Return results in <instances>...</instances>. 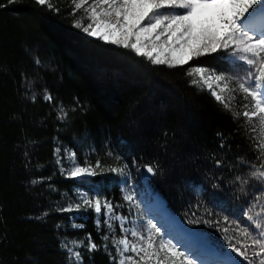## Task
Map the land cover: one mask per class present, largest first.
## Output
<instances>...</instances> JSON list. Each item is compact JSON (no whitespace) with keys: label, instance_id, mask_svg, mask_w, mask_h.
<instances>
[{"label":"trees","instance_id":"trees-1","mask_svg":"<svg viewBox=\"0 0 264 264\" xmlns=\"http://www.w3.org/2000/svg\"><path fill=\"white\" fill-rule=\"evenodd\" d=\"M53 3L59 11L35 0H0V264H68L61 242L86 244L89 234L116 255L112 233L94 211H60L75 190L89 188L61 174L56 161L65 165V149L88 165L101 163L90 181L117 212L123 211V174L109 169L130 171L143 188L137 170L153 166L156 174L146 184L165 208L217 250L232 253L228 245L241 242L234 233L249 222L243 213L264 187L250 179L242 190L235 181L259 164L250 126L234 120L210 91L193 86L189 65H155L88 37L74 26L85 24L81 10L73 15L70 0ZM196 65L238 71L222 53ZM239 101L237 94L234 109ZM61 108L67 117L59 118ZM215 159L223 161L220 168ZM81 251L85 264H115L103 250Z\"/></svg>","mask_w":264,"mask_h":264},{"label":"snow or ice","instance_id":"snow-or-ice-1","mask_svg":"<svg viewBox=\"0 0 264 264\" xmlns=\"http://www.w3.org/2000/svg\"><path fill=\"white\" fill-rule=\"evenodd\" d=\"M35 3L42 8L59 11L53 0H35ZM70 6L73 15L82 8L87 14L88 23L77 21L76 28L106 43L131 49L155 65L183 67L194 58L226 53L243 72L242 76L225 75L199 66L192 67L187 74L193 77V86L206 87L215 101L232 113L234 120L243 118L244 124L250 126L249 139L258 153L256 159L259 164H251L254 170L250 175L247 178L237 175L235 181L242 190L250 179L264 185V0H92L91 3L88 0H70ZM258 18L260 23L257 26L254 22ZM35 63L39 65V59ZM237 94L240 95L239 108L234 109ZM32 99L35 102L34 95ZM44 99L52 102L54 98L45 90ZM60 112L59 118L67 117L63 108ZM225 147L221 142L220 148ZM59 153L57 148L56 155ZM67 155L72 167L65 170L61 165V174L67 178L95 176L97 169L101 168L99 161L94 166H81L76 163L74 152ZM214 162L217 168L223 164L219 159ZM56 163L61 164V160L57 159ZM146 170L156 174L151 165H147ZM109 171L123 174L124 168H110ZM38 182L34 180L33 184ZM123 199L131 203L134 198L127 194ZM255 200L256 203L243 213L251 228L245 226L240 229L250 243H230L231 251L240 258V264H264V187ZM116 207L110 200H102L99 194L92 197L84 194L79 203L60 211L91 209L98 217H105L103 224L112 229V220L126 219L115 214ZM257 207L260 210L253 213ZM96 223L99 229L101 220ZM73 227L82 228L83 225ZM121 232H130L134 239L130 240L127 235L113 238L116 255L112 254L107 243L98 245L94 242L90 234L86 244L84 241H62L60 248L66 252L68 264H85L82 248L88 253L103 250L115 264H196L191 255L166 240L156 225H150L145 236L141 231L124 227L122 222ZM102 240L107 242L109 236L103 235ZM91 259L89 256L88 260Z\"/></svg>","mask_w":264,"mask_h":264},{"label":"rangeland","instance_id":"rangeland-1","mask_svg":"<svg viewBox=\"0 0 264 264\" xmlns=\"http://www.w3.org/2000/svg\"><path fill=\"white\" fill-rule=\"evenodd\" d=\"M92 0H88V3H91ZM87 7V5L85 6V8ZM85 8L81 9V15L83 16V18L85 19V25L88 23V19H87V14L85 11ZM262 11H264V9H262ZM259 19V18H258ZM257 19V20H258ZM258 22V21H257ZM255 23V22H254ZM257 26L259 24H256ZM83 32V31H82ZM84 33V32H83ZM85 35H87L86 33H84ZM88 36V35H87ZM91 37V36H88ZM91 38H96V37H91ZM98 39V38H97ZM163 39V38H162ZM103 41V40H102ZM104 42V41H103ZM217 54H221V53H217ZM223 55H225L227 57L226 53H222ZM228 58V57H227ZM199 58H194L192 61H190L189 64V69H191L192 67H196L198 65H196V62L198 61ZM229 61H231L230 58H228ZM201 67V66H199ZM205 68V67H204ZM209 70H212L210 68H207ZM225 75H236V76H242L243 72H241L239 69L237 72L232 73V74H225ZM193 79V77H192ZM206 90H208L206 87H204ZM209 91V90H208ZM73 152L72 150L69 149H65L63 150V154H64V163L65 165L62 164L63 168L65 170L70 169L72 167V161L68 159V153ZM76 163L80 164L81 166L86 164V160L83 159L81 162V160H79L77 158V156L75 157ZM62 161V160H61ZM137 174L139 175L140 179H142L143 181V188L141 186H139L136 182H135V177L134 175L130 172V171H124L123 172V181L121 183V193H122V202L119 204L121 210L123 211H116L115 214L119 215L123 218H126L124 221H118V220H112L111 223L113 225L112 229H109L105 224V226L108 228V231H111V236L113 238L119 239L125 235L128 236V238L130 240H133L134 238L131 237L130 232L129 233H123L121 232V223L123 222L124 227L128 228V229H135L137 231H141L143 232V234L145 236L148 235L147 229L150 225H156L159 229H160V234L166 239L169 240L172 243H175L176 246L178 248H180L182 251H185L186 254L191 255V257L196 261V264H211L212 262H207V257L202 255V254H206L208 253L210 256V258H217V260H219V262H223L224 264L226 263H230V264H240V258L235 256L233 254V252H228V254H221L219 253L215 248H214V244L210 243V241L208 240V238H206L205 236L199 234L196 230L194 229H188L187 227H185L187 230H189L190 232H192L194 234V237L198 238L199 240L201 239L204 243H206L207 245H209V247H212V249L209 248L208 251V247L206 249L205 248H198L196 249V246L190 247V246H186V243L184 241V236H178L175 233H173V231L171 229L168 228V226L163 223V220L159 217L158 214H156L153 209H152V204L153 203V198L152 196L148 195L147 191H146V178L142 173L141 169L137 170ZM66 177V175H64ZM92 176H84L81 179H77L78 181H80L81 183H83L84 185H87V187H89L88 189H84V188H80L78 190H75L73 193L74 197L71 198V200H69L67 202L66 208L69 207L70 205H75L76 203L80 202V197L83 196L84 194H87L89 197L94 196L95 194H99V197L103 200L104 197L101 195V192L98 190V187L93 185L92 182L90 181V178ZM67 178V177H66ZM127 194H131L133 195V201L131 203L125 201L123 199V197ZM115 205V204H114ZM84 210V209H81ZM72 211H78L75 210V208H73ZM100 218L103 219L105 217L100 216ZM177 222V221H176ZM178 223V222H177ZM179 224V223H178ZM180 225V224H179ZM250 222H248L247 226L249 227ZM181 227V226H180ZM242 228V227H241ZM114 234V235H113ZM234 234L238 235L239 239L241 242L238 243H245V241H248L242 234L241 232H235ZM70 241H78V240H66L64 242H70ZM209 243H207V242ZM250 242V241H248ZM198 244V243H197ZM229 250L231 251V247L228 245ZM81 250V249H80ZM215 251V252H214ZM237 259H236V258Z\"/></svg>","mask_w":264,"mask_h":264},{"label":"bare ground","instance_id":"bare-ground-1","mask_svg":"<svg viewBox=\"0 0 264 264\" xmlns=\"http://www.w3.org/2000/svg\"><path fill=\"white\" fill-rule=\"evenodd\" d=\"M255 23L256 24H259L260 23L259 19L256 20ZM146 191H147L148 195L152 196V198H153V203H151L152 204L153 211L156 214L159 215V217L163 220V223H165L168 226V228L173 231V233H175L176 235L181 236V237L184 236L183 238H184V241L186 243V246H190V247L196 246L195 247L196 249H198V248H205V247L207 249V247H208V251H209V248L212 249V247H209V245H207L206 243H204L201 239L199 240L198 238L194 237V234L192 232L187 231L186 229H184L181 226V223H179L175 219V217L172 216L168 210H166V208H165L162 200L160 199V197L157 194H154L150 190V188L148 186H146ZM202 255H204V256L207 257V262L208 263L209 262H213L214 259H215L214 257L213 258H210V256H208L209 255L208 253L202 254ZM219 264H224V263L221 261ZM226 264H230V263H226Z\"/></svg>","mask_w":264,"mask_h":264},{"label":"water","instance_id":"water-1","mask_svg":"<svg viewBox=\"0 0 264 264\" xmlns=\"http://www.w3.org/2000/svg\"><path fill=\"white\" fill-rule=\"evenodd\" d=\"M147 166V165H146ZM146 166H144V168L142 169V173H143V175L145 176V178L146 179H150V178H152L153 177V174H150V173H148L147 172V170H146ZM151 190V189H150ZM161 199V198H160ZM163 202V201H162ZM167 210V209H166ZM173 216V215H172ZM175 219L179 222V223H181L176 217H175ZM181 226L185 229V226L181 223ZM188 231V230H187Z\"/></svg>","mask_w":264,"mask_h":264}]
</instances>
